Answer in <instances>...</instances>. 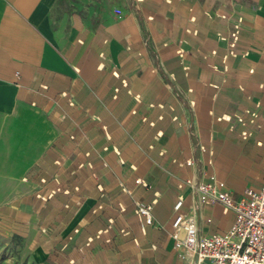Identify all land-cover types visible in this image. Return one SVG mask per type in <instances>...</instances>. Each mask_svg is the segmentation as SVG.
Returning <instances> with one entry per match:
<instances>
[{"label":"crops","instance_id":"1","mask_svg":"<svg viewBox=\"0 0 264 264\" xmlns=\"http://www.w3.org/2000/svg\"><path fill=\"white\" fill-rule=\"evenodd\" d=\"M57 1L0 0V142L26 137L35 191L5 210L22 233L36 215L43 264H184L170 231L179 198L183 215L197 203L185 180L234 199L262 187L264 0H96L53 20ZM197 206L208 234L234 221Z\"/></svg>","mask_w":264,"mask_h":264},{"label":"built area","instance_id":"2","mask_svg":"<svg viewBox=\"0 0 264 264\" xmlns=\"http://www.w3.org/2000/svg\"><path fill=\"white\" fill-rule=\"evenodd\" d=\"M237 34L238 30L232 34L231 47ZM182 54L179 51V55ZM256 117L255 113H250L249 122L254 123ZM242 135L248 137L249 134L243 132ZM185 165L192 166L193 161L189 160ZM136 183L146 185L142 180ZM182 186H186L197 200L187 215L178 212L183 204L182 198L174 206L170 237L184 264H264V176L260 190L245 189L237 199L226 190L223 182L214 177L208 182L190 178ZM202 203H218L224 212L232 211L234 221L230 228L223 233L208 234L194 214L197 204ZM135 208L142 228L153 225L151 205L137 202Z\"/></svg>","mask_w":264,"mask_h":264},{"label":"rangeland","instance_id":"3","mask_svg":"<svg viewBox=\"0 0 264 264\" xmlns=\"http://www.w3.org/2000/svg\"><path fill=\"white\" fill-rule=\"evenodd\" d=\"M94 1L58 0L51 17L60 20L73 8L85 13V8L94 6ZM18 136H3L4 140L0 142V264H43L38 248L42 241L39 237L42 226L36 223V215L31 216L28 232L22 233L18 216L5 210L6 206L35 192L25 181V169L31 161L25 153L28 145L26 137L20 140ZM25 211L23 209L22 213L25 214ZM38 218L47 221L45 212L40 213Z\"/></svg>","mask_w":264,"mask_h":264}]
</instances>
